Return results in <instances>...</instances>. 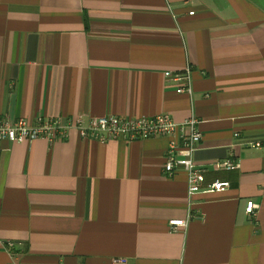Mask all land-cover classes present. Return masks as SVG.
I'll return each instance as SVG.
<instances>
[{
  "label": "crops",
  "instance_id": "1",
  "mask_svg": "<svg viewBox=\"0 0 264 264\" xmlns=\"http://www.w3.org/2000/svg\"><path fill=\"white\" fill-rule=\"evenodd\" d=\"M158 114L197 119L227 191L189 197L168 137L5 141L0 264H264V0H0V116Z\"/></svg>",
  "mask_w": 264,
  "mask_h": 264
},
{
  "label": "built area",
  "instance_id": "2",
  "mask_svg": "<svg viewBox=\"0 0 264 264\" xmlns=\"http://www.w3.org/2000/svg\"><path fill=\"white\" fill-rule=\"evenodd\" d=\"M190 14H193V12H190ZM165 76L181 82V85H178L177 88L178 93H192L189 68L183 72L167 71ZM197 123L196 118L178 123L169 114L137 118L108 115L91 118L87 123L81 118H77L68 124H63L59 118L37 116L35 122L32 123L25 118L12 120L10 116L3 115L0 116V154L2 151L1 144L5 141L26 142L38 138L53 141L56 138L65 136L71 127L76 128L81 137L101 142L113 139L134 140L160 136L168 137L170 140L163 166L164 172L168 176H173L180 169L185 171L189 197L198 193L225 192L230 188V182L220 179L207 182L205 168L194 160V154L199 149L203 139V134ZM238 167V163L229 159L214 163L216 170H234ZM257 208V204L249 201L246 211L254 215ZM170 224L175 230L179 226H186L187 220L175 219L171 220ZM4 247L12 256H16L14 241L7 240ZM124 262L125 260L120 258L115 259L113 264Z\"/></svg>",
  "mask_w": 264,
  "mask_h": 264
}]
</instances>
